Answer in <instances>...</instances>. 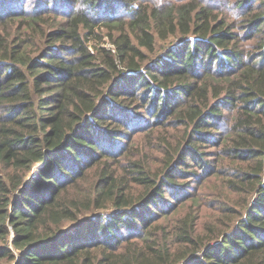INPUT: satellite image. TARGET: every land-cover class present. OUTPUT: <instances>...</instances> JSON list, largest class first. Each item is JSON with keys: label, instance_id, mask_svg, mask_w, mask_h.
I'll use <instances>...</instances> for the list:
<instances>
[{"label": "trees", "instance_id": "trees-1", "mask_svg": "<svg viewBox=\"0 0 264 264\" xmlns=\"http://www.w3.org/2000/svg\"><path fill=\"white\" fill-rule=\"evenodd\" d=\"M135 1L75 0L67 27L49 31L37 55L27 52L26 39L7 45L0 33V238L12 234L18 251L3 244L0 257L15 264H167L200 250L190 264H264V0H242L245 10L236 14L246 23L245 39L231 31L233 16L212 11V0H184L165 11ZM21 2L0 0V10ZM38 7L1 14L0 27H37L43 13L62 14L48 3ZM120 8L131 18L115 25V51L90 52L81 27L101 20L111 26ZM156 33L188 37L148 63L154 58L142 50L154 48ZM138 122L156 132L172 122L189 131L188 148L176 161L166 154L161 174H148L145 157L134 160L128 150ZM214 140L212 155L201 150ZM186 153L201 172L224 176L232 194L251 196L242 211L228 192L210 200L239 219L231 228L210 225L216 239L197 233L199 215L187 214L175 239L161 223L185 199L196 200L189 183L177 181L199 175ZM224 154L241 162L233 178L223 171ZM109 206V214L84 215Z\"/></svg>", "mask_w": 264, "mask_h": 264}, {"label": "rangeland", "instance_id": "rangeland-1", "mask_svg": "<svg viewBox=\"0 0 264 264\" xmlns=\"http://www.w3.org/2000/svg\"><path fill=\"white\" fill-rule=\"evenodd\" d=\"M181 1L184 0H136L133 6L138 7L140 6V4L147 6H157L161 11H165L168 7L172 5H178ZM72 2L73 4H75V0H43V2L42 0H22L21 5L10 4L8 8L0 10V15L14 12L21 9L22 7L40 8L38 7V5L40 4L41 8H43L46 7V3H48L49 8H55L63 15L57 13L55 10H51L42 14L44 20L38 22L39 25L37 27H28L23 23L19 25L16 23L14 26H10L7 29L0 27L1 36H5L4 38L7 41V45H10V43L13 44L15 42V37L18 39L17 41L20 40L21 42L23 41V39H26L29 43L26 47L27 52L31 55H37L41 49L47 48V34L49 33V31H56L67 27V23L71 20V17H69V15L66 16V14L71 10ZM242 2V0H212V4L214 6L212 11L215 14H219L221 17H225L224 13H226L228 16H233L234 19L230 20L232 21V23L228 21L231 26V31L238 32L240 37H242V39H245L247 28L246 23H244L241 18V12L245 10V8L240 7ZM80 3H82V1H80L78 4ZM25 4L26 6H24ZM238 10L241 12L239 14H236ZM117 13V20L111 22V26L105 25V23L103 22L104 20H101L99 23L95 24L96 27L94 29L88 28L86 30L81 27L80 31L82 32V34L86 31L89 32L87 34L85 46H87L90 52L94 54H99L100 52L101 54L108 51H115V46L111 41V35H117L119 30L115 25L126 24V21L130 20L131 18L130 13H128L127 10L123 8L118 9ZM34 24L36 23L31 22V25ZM124 26L126 27V25ZM18 29L20 30V32ZM186 37L188 36H183L179 33L177 35L171 34L167 38H162L156 33L157 41L154 48L142 51L144 52L146 57L151 59L154 58L153 60H149L148 62L152 63L157 59L156 57L163 55L168 47L178 45L183 41V39H186ZM244 43L246 46L248 45V51H253L251 50L252 47L249 46L250 44L246 40H244ZM22 47H25L24 42L22 44ZM1 49L2 48L0 46V50ZM119 77L120 76H116L115 78ZM104 96L101 97L99 101H102L104 99ZM174 123L175 122H172L171 124L165 123V126L162 129H159V131L157 132L151 130L152 124H148L147 122H138L137 124H135L136 127H138V130H135V132L132 133L131 142L128 145V150L133 151L132 157L134 160L142 159L139 155L145 157L146 160L142 159L141 161L150 171H152L148 174H161L165 164L166 154L173 157L176 161L177 159H179L180 153L184 150V148H188L186 144H188L187 133L189 131H187L184 125L176 126ZM140 127H143L144 129H140ZM215 142L216 140H214L212 143L204 142L203 144H201V150L207 151L208 155H212L211 151H217V149L219 148H216L214 146L213 143ZM229 142L232 141L229 140ZM160 143L164 148L161 145V148H159ZM136 153H139V155ZM186 154H188V156L185 161L188 163V165H193V168L189 170L198 171L199 175L197 177L191 176V174L183 175V177L188 176V178L184 179L182 177H179L177 181L180 184L189 183V189H187L186 191H188V193L190 194H196V200L193 201L185 199V203L181 206V208L176 210H169L167 216L161 219V223L168 231L169 238L175 239L177 234L182 230L181 225L183 224V219L185 218V216L189 213L193 215H199L200 221L197 227V233L203 239H216V237L213 236V234L209 231L210 225H215L218 229H226L228 227L231 228L238 222L239 219L232 220L228 212H221L220 210L215 209L210 203V200H212L213 198H219L220 200H223L224 198L227 199L225 193L228 192L230 193L229 200L233 199L234 197L235 201H237V210L242 211L244 197H247V199H251V196L245 194H232V192L229 190V187L225 183L224 176H221L219 174H207L203 171L201 172L200 169L197 168L200 167L197 161L194 160L189 153ZM227 155L228 154H224L223 156L225 158L224 163H222V168L223 171H225V173H227L228 175L226 177L233 178V167L238 166L241 162L232 161V157H227ZM217 156L218 155L215 154V157ZM228 167L231 170H228ZM224 187L227 188L226 191H224ZM15 195L17 196V194ZM253 197L254 194L252 195V198ZM176 205L178 207V204ZM114 210L115 206H109L102 209L89 210L87 212H84V215H90L92 213H101L106 215L110 212H113ZM12 236V234L9 235L6 240L0 238V246L5 244L4 246H8L9 248H11L15 256H17L18 251L13 247L11 243ZM175 249V253L178 252L179 248ZM199 254L202 255L200 250L194 251L187 256V259L167 264H186V260L187 263L190 264L189 261ZM15 261L16 259L14 258L0 257V264H15Z\"/></svg>", "mask_w": 264, "mask_h": 264}]
</instances>
